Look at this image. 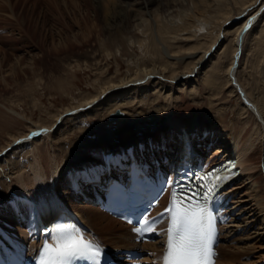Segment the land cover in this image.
I'll list each match as a JSON object with an SVG mask.
<instances>
[{"label": "bare ground", "instance_id": "1", "mask_svg": "<svg viewBox=\"0 0 264 264\" xmlns=\"http://www.w3.org/2000/svg\"><path fill=\"white\" fill-rule=\"evenodd\" d=\"M90 2L93 9L102 15V29L108 35H111V32L121 33L124 28L140 31L142 38L132 42L145 50L143 54L145 58L140 62L133 61L131 63L133 67L126 70L123 76L100 83L96 92L83 97L74 105L70 104L60 109L55 114L51 126L36 123L24 135L13 138L5 148L27 137L30 132L42 130L38 137L34 136L30 141L12 146L8 153L0 157V169L1 162H7L11 152L28 145L31 147L37 140L35 137L47 135L49 140H52L51 137L54 138L55 133L64 128L68 118L85 116L96 108H104L107 105H123L128 99L140 97L149 87L157 88L158 81L168 83L164 92L169 94V97L175 90L179 92L190 86L193 90L198 80L207 78V83L210 84L214 81V76L221 71V66L216 65L218 55L227 52L229 44H231V62L225 68L226 83L227 86L230 84L231 91L238 95L240 111L246 113L250 110L258 131L256 134L254 131L250 132L247 122L241 127H232L225 131L215 125H201L198 123V118L188 124L178 120L177 117H170L167 118L165 126L156 129L154 133L145 134L143 139H133L134 137L124 139L121 135L119 143L104 144L98 152H90L89 155L86 151L80 157L77 156V159L69 158L64 166L66 174L63 175L56 157H52L54 155L50 157L51 172L46 173L44 170L46 167L38 161L39 156H33L37 152L34 145L31 147L34 162L29 168L32 176L29 179L25 174L27 180L23 177L24 173L16 175V178L14 177L16 182L14 185L12 183L13 192L22 199L16 200L12 206L23 209V215L18 219L12 210L0 204V231L8 235V245L22 257L28 258L34 255L41 245V237L35 229L34 213L42 211L46 221L50 222L56 217L57 211L68 208L74 218L88 227L90 235L92 233L99 235L110 251L134 247L137 244L133 243L129 226L89 202L87 198L92 197L90 189L74 187L73 178L85 166L113 158L124 160L125 154L135 155L140 160L150 163L168 161L171 167H175L180 149L179 137L184 130L192 139L193 150L206 167H212L227 157H236L240 165V173L218 195L220 206L225 204L227 206L225 212L228 211L234 216L230 219L226 218L227 213L221 216V222L225 224L221 225V242L217 248L215 264H264V91L261 92L262 96L253 95L252 90L249 89L252 93L247 91L243 86L244 83L242 84L237 78L247 34L251 32L253 37L257 34L260 36L261 30L256 28L260 25L255 26V24L264 18V0H164L163 2L158 0L156 3L153 0H91ZM154 3L155 7L151 8ZM170 4L179 6L180 12L175 17L170 16L168 22L162 21L160 10L163 7L170 8ZM116 20L120 25L114 23ZM231 34L233 36L230 39ZM179 35H181L180 39L187 41L188 44L169 53L166 46L177 41ZM153 44L158 52L150 53L149 47ZM158 56L162 58L160 62L157 60ZM180 59L186 60L181 69L177 66V61ZM171 110L175 116V108L172 107ZM13 113L22 116L18 112ZM131 128L132 125L126 123L120 130L126 132ZM55 142L50 145L54 146V149L58 146ZM169 148L171 153H167ZM258 150L259 161H255ZM259 174L262 180L257 179ZM65 175L66 182L63 179ZM25 205L28 207L25 208ZM74 224L78 225L76 222ZM154 231L156 239L141 244L143 250L147 251L143 258L146 264L162 262L165 225L163 229L162 224H158Z\"/></svg>", "mask_w": 264, "mask_h": 264}, {"label": "rangeland", "instance_id": "2", "mask_svg": "<svg viewBox=\"0 0 264 264\" xmlns=\"http://www.w3.org/2000/svg\"><path fill=\"white\" fill-rule=\"evenodd\" d=\"M90 1L0 0V151L13 138L24 135L33 124L51 126L60 109L74 105L96 92L100 83L123 76L126 70L133 67V61L140 62L145 58V50L132 42L142 38L140 31L124 28L121 33L111 32L108 35L102 29V15L93 9ZM153 1L156 3L158 0ZM155 3L151 8L155 7ZM170 6L160 10L162 21L168 22L170 16L175 17L180 12L179 6ZM114 23L119 24V21ZM258 25L256 28H260V36L257 34L258 37L255 35L254 39L250 32L245 38V56L239 63L237 78L244 83L247 91L251 89L253 93L249 91L253 95L262 96L264 18L255 24ZM232 36L229 35V38ZM180 37L172 45L166 46L169 53L186 44L187 41ZM154 46L149 47L150 53L158 52ZM230 46L227 52L218 55L216 65L221 66V71L210 84L207 78L198 80L193 90L191 86L179 92L175 90L174 95L169 97L164 92L168 83L158 81L157 88L149 87L140 97L128 99L123 105H107L85 116L68 118L64 128L58 131L59 135L57 132L54 138L51 137L53 141L47 135L35 137L37 140L31 147L35 145L38 153L35 152L33 156H39L38 161L47 168L44 170L49 174L50 157L54 155L52 157H56L63 175L66 174L64 166L69 158L77 159L86 151L89 155L90 152H98L104 144L119 143L121 135L124 139H143L145 134L154 133L165 126L170 117H177L188 124L198 118L201 125H215L225 131L241 127L247 122L250 132L256 134L258 129L254 125V116L250 110L246 113L240 111L238 95L226 83L225 68L231 62ZM157 60L160 62L162 58L158 56ZM185 61H177L179 69ZM172 107L175 108V116ZM116 109L123 115L109 120L108 114ZM126 123L131 124L132 128L123 132L120 129ZM55 141L58 146L54 149L50 145ZM29 146L14 150L7 157V162H1L0 204L6 209L12 210L16 200H22L12 189L16 182L15 176L23 173L24 178L26 175L29 179L32 176L29 168L34 160ZM167 153H171L170 148ZM259 157L258 150L255 161H259ZM63 179L66 182V175ZM257 179L262 180V176L259 174Z\"/></svg>", "mask_w": 264, "mask_h": 264}, {"label": "snow or ice", "instance_id": "3", "mask_svg": "<svg viewBox=\"0 0 264 264\" xmlns=\"http://www.w3.org/2000/svg\"><path fill=\"white\" fill-rule=\"evenodd\" d=\"M247 30V29H245ZM33 136L39 133H33ZM115 156V154H114ZM124 160H101L98 164L88 165L80 169L73 178V186L82 189H95L101 195L114 192L126 193L131 189L133 168L143 170L145 163L135 155ZM102 169V170H101ZM235 170L234 164H226L210 172L181 171L173 178L166 179L165 186L171 185V200L164 212L155 219L150 218V210L158 203V197L149 202L143 210L140 220L134 222L137 234L151 233L153 225L167 218L169 225L166 230V244L163 264H214L217 253L214 245L217 239L216 211L212 207L220 189L229 180ZM151 175V173H147ZM161 193L164 188H161ZM11 207V206H10ZM28 206L25 205V208ZM17 218L23 215V209L13 207ZM43 213H41L42 217ZM85 231L72 223L52 222L51 227L42 229L45 237L43 247L38 250V264H73L75 261L86 260L90 264H102L107 261L106 250L94 240L87 239ZM49 240L51 242H49ZM143 242V237H141ZM9 243L8 235L0 231V250Z\"/></svg>", "mask_w": 264, "mask_h": 264}, {"label": "water", "instance_id": "4", "mask_svg": "<svg viewBox=\"0 0 264 264\" xmlns=\"http://www.w3.org/2000/svg\"><path fill=\"white\" fill-rule=\"evenodd\" d=\"M121 115H122V113L119 110H116L115 112L110 113L108 118H109V120H114L115 118H117L118 116H121ZM18 141L21 142L23 140H18ZM9 148H10V146H9Z\"/></svg>", "mask_w": 264, "mask_h": 264}]
</instances>
